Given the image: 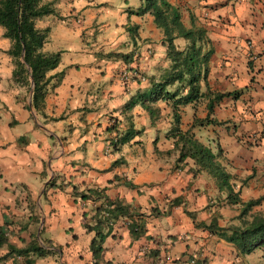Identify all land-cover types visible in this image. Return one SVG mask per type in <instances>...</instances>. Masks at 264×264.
<instances>
[{"label": "crops", "instance_id": "obj_1", "mask_svg": "<svg viewBox=\"0 0 264 264\" xmlns=\"http://www.w3.org/2000/svg\"><path fill=\"white\" fill-rule=\"evenodd\" d=\"M141 1L41 0L53 10L35 20L48 28L42 49L59 52L47 73L42 114L28 107L25 87L11 80L10 43L0 27V226L8 242L21 247L33 232L39 236L42 221L40 237L60 249L32 264H90L93 232L83 223L92 221L101 200L81 199L73 187L76 193L104 188L108 198L145 214V231L132 239L127 219H117L99 264H159L165 254L170 264H251L254 250L239 255L231 243L195 226L211 217L220 227L236 225L240 204L229 202L206 171L193 173L191 159L175 162L169 102L151 104L157 107L152 115L138 104L124 107L154 92L149 80H160L169 65L152 14L129 12ZM167 1L184 26L203 28L208 40L202 95L180 108V128L190 127L218 152L241 202L258 198L264 194V0ZM173 41L183 46L182 38ZM110 53L129 54L128 61ZM123 70L126 80L119 78ZM233 91L240 92L214 99V93ZM129 122L138 133L113 148L109 139L121 136ZM174 198L178 204L168 207ZM151 207L169 209L149 215ZM250 212L264 214V198ZM255 264H264V257Z\"/></svg>", "mask_w": 264, "mask_h": 264}, {"label": "trees", "instance_id": "obj_2", "mask_svg": "<svg viewBox=\"0 0 264 264\" xmlns=\"http://www.w3.org/2000/svg\"><path fill=\"white\" fill-rule=\"evenodd\" d=\"M149 11L152 14L155 26L162 33V42L165 45V58L168 60V68L161 75L160 80L154 82L152 78L149 83L155 87V91L134 96L125 104V108H132L134 105H140L149 115L157 110L156 106L151 104L157 101L169 102L171 108V126L168 135L173 139V149L176 150L177 164L185 159L193 161L192 172L201 170L210 174L220 190H226L229 196V202L239 203L238 214L239 223L227 227H220L216 224L214 217H211L207 224L203 222L195 223V226L206 229L209 233L231 243L235 252L239 255L251 253L253 250L264 245V214L259 212H250L252 207L258 205L264 198V194L258 198L241 202L237 197V191H233V184L230 180L233 176L225 172L223 166L218 162V152H213L207 145H204L194 137L190 127L182 130L180 128V108L192 103L199 96L200 81L206 77V63L209 51L205 49L208 40L205 31L201 27L191 25L186 27L180 20V12L176 6L171 5L167 0H142L138 7L129 12L136 15H142ZM50 4L42 3L41 0H0V27L2 37L9 40V48L6 53L11 59L12 70L11 80L19 86H24L28 92L32 82L30 94V108L35 112L42 114L44 88L50 80L48 71L55 68L59 61V52H45L42 47L46 40L48 28H39L35 25V20L52 13ZM175 38H182L183 46L179 47L174 43ZM114 57H120L123 61H128L129 54L113 53ZM240 91L214 93V99L218 100L226 95L236 96ZM208 111L211 105L207 106ZM136 133L132 123L125 132L109 139L110 145L114 148L117 143L122 144L132 138ZM118 160H114L108 170ZM54 181L51 177L47 186ZM127 187H134L129 181H124ZM81 199L101 200L94 207L92 221L84 222L83 228L86 231H92L93 236L88 244L91 253L90 264H99L102 243L104 238L110 233L111 225L119 218H126V228L129 236L136 239L144 234L145 214L138 209H133L129 204L114 198H108L104 194V188L90 187L85 192H75ZM178 204L174 198L168 207ZM169 208L164 211L151 207L149 215L166 214ZM193 219V214L185 211ZM38 221V220H37ZM41 232V231H40ZM40 242L36 239L35 233L27 244L16 247L8 242L6 232L0 226V262L9 258L16 260L17 257L23 258L24 264H32L35 258L45 257L56 254L59 247L50 248L51 243L40 237ZM13 263V262H12Z\"/></svg>", "mask_w": 264, "mask_h": 264}, {"label": "rangeland", "instance_id": "obj_3", "mask_svg": "<svg viewBox=\"0 0 264 264\" xmlns=\"http://www.w3.org/2000/svg\"><path fill=\"white\" fill-rule=\"evenodd\" d=\"M36 238L39 240V236ZM254 251L255 252H253L250 256L247 257L250 260L251 264H255V262L257 261L258 258L264 257V246L259 247L258 249L254 250Z\"/></svg>", "mask_w": 264, "mask_h": 264}, {"label": "built area", "instance_id": "obj_4", "mask_svg": "<svg viewBox=\"0 0 264 264\" xmlns=\"http://www.w3.org/2000/svg\"><path fill=\"white\" fill-rule=\"evenodd\" d=\"M128 75H129V74H128L125 70H123V71L120 73L119 78H120L121 80H126L127 77H128ZM140 79H141V78H140ZM171 261H172V260H171L170 256H169L168 254H165V255L163 256V258H162V261H159V262H160L159 264H170Z\"/></svg>", "mask_w": 264, "mask_h": 264}, {"label": "water", "instance_id": "obj_5", "mask_svg": "<svg viewBox=\"0 0 264 264\" xmlns=\"http://www.w3.org/2000/svg\"><path fill=\"white\" fill-rule=\"evenodd\" d=\"M31 88H32V82L30 83V87H29V90H28V107H29V108H30V94H31ZM41 223H42V221H40V223H39V226H38V229H37V232H36V235H37V236H38V233H39V229H40Z\"/></svg>", "mask_w": 264, "mask_h": 264}]
</instances>
